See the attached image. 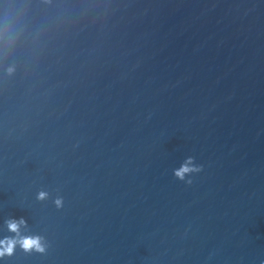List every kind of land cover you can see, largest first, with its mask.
<instances>
[{"label": "water", "instance_id": "95a60500", "mask_svg": "<svg viewBox=\"0 0 264 264\" xmlns=\"http://www.w3.org/2000/svg\"><path fill=\"white\" fill-rule=\"evenodd\" d=\"M9 238L0 264H264V0H0Z\"/></svg>", "mask_w": 264, "mask_h": 264}, {"label": "clouds", "instance_id": "9594fccd", "mask_svg": "<svg viewBox=\"0 0 264 264\" xmlns=\"http://www.w3.org/2000/svg\"><path fill=\"white\" fill-rule=\"evenodd\" d=\"M11 71V69L9 70ZM192 163L191 159L179 170L176 171L175 175L179 177L180 179H184V176L186 173L196 171L198 169H194L192 167H189V165ZM191 181H189L190 183ZM46 196V193H41L40 197L44 198ZM58 205L61 203L59 200L56 202ZM19 223H25V221L21 220L20 222H9V229L13 232L19 231ZM21 246L24 248L25 251H31L35 249L38 252H44L45 249L41 244V238L40 237H25L22 240L19 241ZM17 244V241L14 239H5L4 241H0V257L4 256L5 254L11 255L15 249V246Z\"/></svg>", "mask_w": 264, "mask_h": 264}]
</instances>
